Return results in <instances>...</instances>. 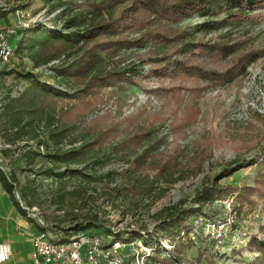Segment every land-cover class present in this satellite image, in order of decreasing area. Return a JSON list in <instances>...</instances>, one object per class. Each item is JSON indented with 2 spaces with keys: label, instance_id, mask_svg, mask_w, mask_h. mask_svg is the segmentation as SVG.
I'll use <instances>...</instances> for the list:
<instances>
[{
  "label": "rangeland",
  "instance_id": "rangeland-1",
  "mask_svg": "<svg viewBox=\"0 0 264 264\" xmlns=\"http://www.w3.org/2000/svg\"><path fill=\"white\" fill-rule=\"evenodd\" d=\"M71 1L74 7L81 2ZM57 6L52 7L47 0H0L2 10L15 9L0 16V29H14L15 47L1 70L38 71L41 79L56 84L55 77L48 75L52 63L36 68L27 49H16L21 39L29 40L26 31L30 27L40 24L50 29L58 23L61 28L62 21L55 16L61 8L67 9ZM224 10L216 8L210 14L199 10L176 24L186 30V40L197 52L188 61L177 48L160 47L152 40L144 45L121 46L106 57L102 68L134 67L138 71L126 75L139 74V83L124 88L103 87V103L84 118L88 125L97 122L100 128L110 129V139H105L96 156L90 154L83 165L73 167L87 166L93 175L112 174L102 182L89 184L82 195L75 193L77 180L43 176L42 170L51 166L45 145L39 147L40 154L34 155L31 150L37 142L31 133L15 143L8 142L7 117H1L0 157L6 172L17 178L16 195L22 204L32 199V206L52 227L71 226L90 217L115 232L154 231L166 215V207L181 200L185 206H196L193 198L207 185L253 186L256 169L264 163V8L248 12L241 20L233 16L226 19ZM139 34L131 33L130 38ZM199 46L204 53L198 51ZM165 65L172 70L156 69ZM26 85L17 73L0 72V100L9 90L16 95ZM4 148L11 149L4 153ZM144 154L147 157L140 163ZM253 160L255 163L249 164ZM241 161L244 163L239 165ZM234 166L238 169L221 177L225 168ZM25 187L28 189L23 191ZM237 192L204 206L210 215L198 214L210 221H225L231 216L230 227H225L218 238L200 232L189 241L180 235L183 259L172 263L151 257L155 253L141 240L125 242L119 236L114 243H122L117 252L121 264H249L259 255L255 247H250V239L264 240V209L255 192L250 201H239ZM61 195L65 196L63 202H59ZM196 218L192 217L190 224ZM101 234L108 247L106 239L111 234ZM50 235L58 240L68 238L54 232ZM158 240L167 253L173 251L168 240Z\"/></svg>",
  "mask_w": 264,
  "mask_h": 264
},
{
  "label": "trees",
  "instance_id": "trees-1",
  "mask_svg": "<svg viewBox=\"0 0 264 264\" xmlns=\"http://www.w3.org/2000/svg\"><path fill=\"white\" fill-rule=\"evenodd\" d=\"M47 2L52 7L58 5L56 9L62 6L67 9L61 10V8L55 16V20L62 21L61 28L58 27V23L50 29L40 24L30 27L26 31V34L30 36L29 40L21 39L16 50L27 49L31 53L36 68L48 66L58 60L57 63L50 64L51 72L48 74L55 77L56 84L41 79L38 71L1 70V74L17 73L20 78L27 81V85L16 95L11 94L9 90L3 96L4 98L1 97L0 118L7 117L6 125L10 131L8 142L15 143L16 140L31 133V138L37 142L35 150H31L34 155L40 154L39 147L45 145L47 152L45 156L51 162V166L43 169L42 175L55 177L59 181L77 180L79 185L75 193L79 195L89 190V184L102 182L104 178L112 174L93 175L89 173L87 166L73 167V165H83L90 154L91 157L96 156V150L101 148L105 139H110L108 136L110 129L100 128L101 125L97 122L88 125L84 118L103 103V87L116 85L124 88L126 84L139 83V74L135 73V77L126 75L129 71L137 72L138 70L134 67L123 70L102 68L106 57L121 46L144 45L145 41L152 40L160 47L177 48L180 55H184L185 60L188 61L192 58V54L197 52L194 44L186 40V30L176 27L181 18L199 10L204 14L214 13L216 8H220V11L225 9L226 19L233 16L241 20L248 16V12L264 8V0H81L77 4L78 8L71 5V0H47ZM10 9L0 8V16L4 17L9 11L15 10ZM135 32L140 33L139 36L135 39L130 38V34ZM202 46L197 48L199 52L201 49V53H204ZM156 69L172 70L166 65ZM99 118L97 117L96 121ZM46 142L51 145L49 146ZM10 149L4 148L2 151L7 153ZM147 154L141 156L140 163L145 161ZM243 163L244 161H241L239 165ZM252 163L255 161L249 162V164ZM236 169L238 166L225 168L221 177L229 175ZM17 182L14 174H8L0 169V183L3 189L9 194L17 210L26 216L25 207L31 208L34 201L31 199L27 200L25 205L22 204L16 195ZM27 189L25 187L23 191ZM32 191L34 192L35 188ZM73 191H69V195L73 196ZM232 191H238L236 198L239 201L244 199L250 201V195L255 192L264 209V163L256 169L253 186L231 188V186L207 185L193 198V204L195 203L196 206L192 204L185 206L181 200L179 204L166 207L164 210L166 215L159 220L154 231L130 229L128 232L127 230L115 232L112 228L104 227L96 222L95 218L90 217L66 227H60L58 224L52 227L46 222L45 226L37 227L49 233H59L64 236L63 238L79 230L97 229L101 233L111 234L114 240L119 236H122L125 242L138 239L155 253V256L151 257L158 261L173 263L175 259H183L180 255L182 251L180 246L184 244L180 242V235L182 231L187 232L189 229L191 218L201 216L198 214L207 215L206 208L203 209L204 206L212 205L217 197L223 198L225 194ZM22 194L28 197L24 192ZM64 200L65 196L61 195L59 202ZM57 209L62 208L58 206ZM213 217L210 216L212 219ZM158 237L168 240L173 245V251L167 253V250L162 247L163 242L158 240ZM183 237L187 238L186 233ZM249 243L250 247H255L259 253L249 264H264V240L253 237ZM165 253L167 256L161 258V255Z\"/></svg>",
  "mask_w": 264,
  "mask_h": 264
},
{
  "label": "built area",
  "instance_id": "built-area-1",
  "mask_svg": "<svg viewBox=\"0 0 264 264\" xmlns=\"http://www.w3.org/2000/svg\"><path fill=\"white\" fill-rule=\"evenodd\" d=\"M13 34V28L0 29V70L13 55L15 49L12 41ZM57 62L58 60H55L52 63ZM5 147H8V145H5ZM0 169L6 172L1 157ZM218 202L225 205L224 201L219 200ZM227 203L228 205L230 204V202ZM25 208L27 210V219H31L32 221L30 222H33L37 228L36 230H38L32 233L31 260L33 264H121V260L117 257V252L118 247L122 243H114L112 235H107L106 242L109 243L108 247L104 246L103 239L105 237L97 229L79 230L72 233L65 240H58L52 238L48 231L37 227L38 225L45 226L46 223L36 206ZM229 211L231 212V210ZM230 217L228 215L229 219L225 221L220 218L210 221L198 217L193 220L187 232L182 231L181 235L183 236L186 233L187 238L192 241L196 239L200 232L203 235H209L211 238H218V235L223 234L225 227H230L232 223ZM9 255L8 244L0 242V264L6 262Z\"/></svg>",
  "mask_w": 264,
  "mask_h": 264
},
{
  "label": "crops",
  "instance_id": "crops-1",
  "mask_svg": "<svg viewBox=\"0 0 264 264\" xmlns=\"http://www.w3.org/2000/svg\"><path fill=\"white\" fill-rule=\"evenodd\" d=\"M21 214L0 183V242L8 244L10 255L3 264H33L32 233L36 226Z\"/></svg>",
  "mask_w": 264,
  "mask_h": 264
}]
</instances>
